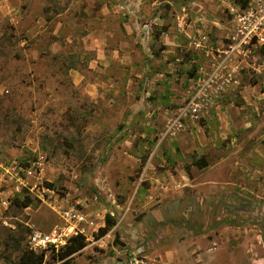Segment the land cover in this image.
Masks as SVG:
<instances>
[{"label":"rangeland","instance_id":"374dc122","mask_svg":"<svg viewBox=\"0 0 264 264\" xmlns=\"http://www.w3.org/2000/svg\"><path fill=\"white\" fill-rule=\"evenodd\" d=\"M242 3L0 0V264L65 225L73 264H264V43L210 76Z\"/></svg>","mask_w":264,"mask_h":264},{"label":"built area","instance_id":"2783aa9c","mask_svg":"<svg viewBox=\"0 0 264 264\" xmlns=\"http://www.w3.org/2000/svg\"><path fill=\"white\" fill-rule=\"evenodd\" d=\"M231 14V28L227 36L225 56L223 61L215 65L210 76H219L223 62L233 54L244 51L245 46L252 43H264V0H247L233 8ZM198 97L199 94L191 96L189 105L182 109L183 115L188 116L189 112L194 116L197 114L201 107L197 101ZM63 216L69 223L86 221L77 214L73 215L72 211L64 212ZM66 230H68L67 225L56 226L48 232L33 231L28 236L27 247L35 253H43L50 249L58 251L68 241L69 236Z\"/></svg>","mask_w":264,"mask_h":264},{"label":"trees","instance_id":"16d2710c","mask_svg":"<svg viewBox=\"0 0 264 264\" xmlns=\"http://www.w3.org/2000/svg\"><path fill=\"white\" fill-rule=\"evenodd\" d=\"M247 0H243V2H246ZM51 18L49 17L48 20ZM264 48V47H263ZM199 164V162H198ZM205 165V163H204ZM48 187H53V184L50 182H45ZM17 203H20L21 205L28 207L32 204V199L29 197H26L24 200L19 201L16 199ZM115 220L112 218L110 214L106 215L105 218V225L100 226L98 228V231L95 233V238L99 239L103 236H105L108 231L114 226ZM87 245L86 236L78 232L71 236L68 240V243H66L63 247H61L58 252L53 253V257H55L57 260H61L62 264H73V256L80 250H82ZM43 254L35 253L32 250H25L21 256L20 263L19 264H41L43 262Z\"/></svg>","mask_w":264,"mask_h":264}]
</instances>
